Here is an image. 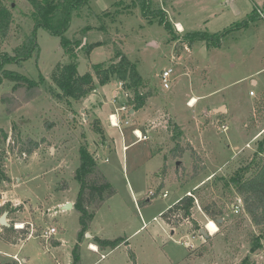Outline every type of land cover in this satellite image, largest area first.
Wrapping results in <instances>:
<instances>
[{"label": "rangeland", "instance_id": "rangeland-1", "mask_svg": "<svg viewBox=\"0 0 264 264\" xmlns=\"http://www.w3.org/2000/svg\"><path fill=\"white\" fill-rule=\"evenodd\" d=\"M3 1L14 5V23L0 41V51L10 52L34 30V23L25 0ZM152 2L167 14L173 35L158 20L149 21L150 15H142L132 0H90L72 15L64 35L80 75L92 65L113 61L118 53L135 64L145 85L141 91L152 96L143 108L121 117L119 128L109 120L125 102L115 80L103 86L94 80L95 90L70 105L58 98L57 68L70 59L60 40L45 30L35 32L38 59L5 66L30 80L41 75L43 82L33 88L7 79L0 84V169L9 178L0 182V216L6 212L15 236L25 232L26 239L3 243L6 232L0 226V264H16L12 255L25 259L24 264H69L76 245L78 264H240L245 258L264 264V245L250 252L264 228L252 222L234 188L225 185L237 168L261 156L259 144L264 160V0ZM254 10L258 16L247 22ZM193 32L221 34V44L183 40ZM94 43L100 45L86 56L85 47ZM168 69L169 89H164L160 75ZM191 98L196 100L193 108ZM169 120L182 131L181 146L189 144L194 155L186 150L181 158H172ZM220 125L227 131L217 130ZM133 130L151 134V139L137 141ZM83 146L113 191L95 211L87 233L123 238L114 249L92 252L86 235L78 242L80 215L74 204L79 185L74 175ZM187 191L194 197L190 219L163 220L162 213ZM65 201L72 207L62 208ZM204 207L221 211L218 223ZM50 227L59 246L40 237Z\"/></svg>", "mask_w": 264, "mask_h": 264}, {"label": "trees", "instance_id": "trees-1", "mask_svg": "<svg viewBox=\"0 0 264 264\" xmlns=\"http://www.w3.org/2000/svg\"><path fill=\"white\" fill-rule=\"evenodd\" d=\"M30 6V17L34 23V30L29 34H24L21 42L16 45L10 52L0 51V84L3 79H7L14 84H26L30 88L38 87L43 82V77L40 75L38 81L30 80L24 75L5 69L7 65H22L25 61L39 56V45L36 39V30H45L50 37L58 38L60 47L69 56L70 61L64 65H59L57 74L55 76V84L59 90L58 98L64 100L67 105L72 102H78L85 98L88 93L95 90L94 80L98 85H106L110 81H122L124 83V90L128 92L129 97L124 98L123 105L128 107L133 112L138 111L146 105V101L152 96L149 91L143 93L141 90L145 85L136 71L134 63L130 62L121 53L115 56L113 61L108 63L95 64L89 67V71L83 75L78 74L75 63V55L70 49V41L64 38L65 33L70 27V22L73 14H78L90 0H25ZM135 5L140 8L141 14L149 21L158 20L160 24L164 25L165 29L173 35L172 26L168 20L167 14L158 7H155L152 0H132ZM13 3L7 5L6 2L0 0V41L7 38L11 26L14 23L12 17ZM254 15L258 16L254 10L252 17H249V22L254 19ZM243 27L242 24L236 25L232 30ZM230 31V30H229ZM228 31L224 32L227 33ZM221 34L208 36L201 32L188 33L183 36V40L188 43H193L197 40L205 41L211 46L218 47L221 44ZM80 45V44H79ZM100 45L94 43L85 47L86 56L89 55L92 49ZM74 59V60H73ZM73 60V61H72ZM123 97V96H122ZM168 128H172L174 136V147L170 150V155L173 159L181 158L186 150H190L191 155H194L191 146H181L180 138L182 131L179 126L173 124L169 120ZM95 132L101 134V130L96 128ZM258 152L261 155L256 159V155L246 165L239 167L230 176L226 186H232L235 193L241 199L243 210L251 218L256 226L264 228V160L262 157L263 145L259 144ZM80 163L75 170L74 180L79 185L75 208L80 215V230L78 232V240H81L88 232L89 225L94 218L95 211L101 204L113 194L110 185L104 180L103 176L98 174L96 159L91 155L84 146L80 149ZM166 162V159H164ZM180 164V163H179ZM164 166V165H163ZM165 167V166H164ZM196 171V167L193 168ZM9 178L0 169V182L8 181ZM194 206V197L184 195L176 203L171 205L161 215L163 220L169 222L171 218L176 219L177 222L181 220H188L191 216V210ZM204 212L210 220L218 223V216L221 211H210L208 207H204ZM4 209H0V214ZM6 232L4 240L14 243L20 237L24 239L25 232L19 231L21 234L15 236L11 227L4 228ZM24 233V234H23ZM12 235V236H11ZM123 238L113 240L100 239L94 237L92 242L100 249L111 248L114 249L124 243ZM264 229L260 235L254 237V244L250 248V252H255L261 248L264 243ZM77 245L72 252V263L78 264L79 256L77 252ZM240 264H250L249 260L245 258Z\"/></svg>", "mask_w": 264, "mask_h": 264}, {"label": "built area", "instance_id": "built-area-1", "mask_svg": "<svg viewBox=\"0 0 264 264\" xmlns=\"http://www.w3.org/2000/svg\"><path fill=\"white\" fill-rule=\"evenodd\" d=\"M171 73H172L171 69H168V70H164L161 73V75H160L161 84H162V87L164 89H169V83H170V79L169 78H170ZM117 86L122 91L123 98H128L129 97V94H128V92H126L124 90V83L122 81H118L117 82ZM249 95L250 96H253L254 93L252 91H250L249 92ZM113 100L114 101L117 100L116 95L114 96ZM189 102H190V100H189ZM189 102H188V105H189ZM189 106L193 108L195 106V104L194 105H189ZM118 108H119L118 109V112L119 113L111 114L109 116V120H110L111 126L117 127V128H119L121 126V124H122L120 118L121 117H124V115H128L129 110H130L128 107H126L123 104H121ZM196 113H200V111L199 110H196ZM123 123L125 125L128 124L127 121H124ZM216 129L225 132V131H227L228 127L226 125H220V126H217ZM133 135L135 136V138H136L137 141H149L151 139V134L143 135L138 130H133ZM186 194H187V196H192L190 192H187ZM149 195L150 196H153V193L150 192ZM167 195H168V193H167V191H165L161 196L163 198H165V197H167ZM239 205L241 206V202H240ZM239 209H240V207L238 205H235L234 206V212L235 213H237ZM55 232H56V230L54 228H49L47 230H44L42 232V234L40 235V237L43 238V239L48 240L53 234H55ZM29 237H31V233L29 234ZM101 257L104 258V256H101ZM13 259L17 262V264H22L21 260L18 259L16 256H13Z\"/></svg>", "mask_w": 264, "mask_h": 264}, {"label": "crops", "instance_id": "crops-1", "mask_svg": "<svg viewBox=\"0 0 264 264\" xmlns=\"http://www.w3.org/2000/svg\"><path fill=\"white\" fill-rule=\"evenodd\" d=\"M176 26H178L177 28H178V30H181V26L179 25V24H175ZM180 28V29H179ZM253 84H255V82H253ZM208 108V109H207ZM223 108H224V111L226 112V108H225V106H223ZM206 109H207V113H206V116H208L209 117V115H210V107L207 105L206 106ZM224 115H225V113H224ZM261 130V129H260ZM260 136V134H257V135H255L254 137H253V139H257L258 137ZM252 139V140H253ZM249 146V145H248ZM211 175V174H210ZM197 186H195L194 187V189L196 188ZM197 189V188H196ZM187 192H189V191H187ZM186 192V193H187ZM66 203H70V201H65V203H63V204H61V206H62V208H64V206H65V204ZM71 205L73 204L72 202L70 203ZM51 228V227H50ZM49 229V228H48ZM47 230V229H46ZM30 233H31V237L33 236V234H34V230H31L30 231ZM56 233V232H55ZM88 234V235H87ZM86 234V237H89V238H91V239H93L94 237H96V236H94V237H92L89 233H87ZM53 236V235H52ZM51 236V237H52ZM49 238L48 240H50L51 239V245L52 246H59L60 245V242H57V241H55V240H53L52 238ZM29 238V237H28ZM27 238V239H28ZM97 238H99V237H97ZM43 239V238H42ZM101 239V238H100ZM24 240H26L25 238L22 240V241H24ZM44 241H48V240H46V239H43ZM5 241V240H4ZM19 241V240H18ZM53 241V242H52ZM79 241H81V240H78V242ZM3 243H9V244H14V243H10V242H3ZM15 245V244H14ZM92 246H94L95 247V249L94 250H92L90 247H92ZM89 249L92 251V252H98V249H100L99 247H97L93 242H90L89 243ZM73 252V251H72ZM13 256H16V255H12L11 256V258L13 259ZM101 256H104V258H105V255L104 254H102ZM17 257V256H16ZM18 258V257H17ZM101 259H103L102 257H100ZM19 259V258H18ZM13 261H14V259H13ZM22 264H24L25 262H26V260L25 259H23L22 261ZM14 263H16L17 264V262L16 261H14ZM72 263V254H71V262L69 263V264H71Z\"/></svg>", "mask_w": 264, "mask_h": 264}, {"label": "water", "instance_id": "water-1", "mask_svg": "<svg viewBox=\"0 0 264 264\" xmlns=\"http://www.w3.org/2000/svg\"><path fill=\"white\" fill-rule=\"evenodd\" d=\"M150 46H153V44H150ZM179 161L176 162V166L179 165ZM72 207V205L70 203H67L65 204L64 208H70ZM6 216H7V213H3L1 216H0V226L3 227V228H8L9 227V224L7 223L6 221ZM172 234V233H171ZM200 234L202 236H207V232H206V229H200ZM88 235V234H87Z\"/></svg>", "mask_w": 264, "mask_h": 264}, {"label": "bare ground", "instance_id": "bare-ground-1", "mask_svg": "<svg viewBox=\"0 0 264 264\" xmlns=\"http://www.w3.org/2000/svg\"><path fill=\"white\" fill-rule=\"evenodd\" d=\"M195 101H196L195 98H191V99H190V102H189V105H194V104H195ZM18 227L20 228L21 226H17V228H18ZM90 248H91L92 250L95 249L94 246H92V247H90Z\"/></svg>", "mask_w": 264, "mask_h": 264}]
</instances>
